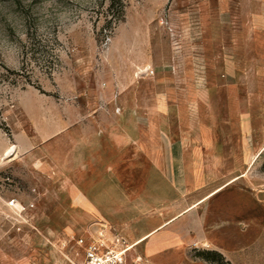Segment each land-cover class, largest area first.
<instances>
[{"label": "rangeland", "instance_id": "obj_1", "mask_svg": "<svg viewBox=\"0 0 264 264\" xmlns=\"http://www.w3.org/2000/svg\"><path fill=\"white\" fill-rule=\"evenodd\" d=\"M112 1L0 0V264H264V0Z\"/></svg>", "mask_w": 264, "mask_h": 264}, {"label": "crops", "instance_id": "obj_2", "mask_svg": "<svg viewBox=\"0 0 264 264\" xmlns=\"http://www.w3.org/2000/svg\"><path fill=\"white\" fill-rule=\"evenodd\" d=\"M215 191H213V192H215ZM213 192H211L209 195H211ZM220 192H218V193H220ZM217 194H214L211 197H214ZM211 197H209V198H211ZM195 206L196 205H193V206L185 209L178 216L174 217L173 219H171L170 221H168L167 223H165L162 226V227L169 226L171 228L172 227L174 228V226H177L176 230L178 231V236H179V241H180L179 244H189V245H193V246H198L199 244L204 245L203 243H201L203 241L205 242V230H204L203 221L199 217L196 220H195V217H192V218L187 217L189 215L188 212L191 211ZM157 230H155L152 233H150L149 235H147L146 240L151 239L154 235H156ZM150 236H151V238H149ZM203 237H204V240H203ZM192 239L194 240L193 242L190 241Z\"/></svg>", "mask_w": 264, "mask_h": 264}, {"label": "built area", "instance_id": "obj_3", "mask_svg": "<svg viewBox=\"0 0 264 264\" xmlns=\"http://www.w3.org/2000/svg\"><path fill=\"white\" fill-rule=\"evenodd\" d=\"M14 205V202H11ZM79 243L85 246L86 262L85 264H122L121 252H115L109 248L101 250L95 243L87 244L85 240L81 239Z\"/></svg>", "mask_w": 264, "mask_h": 264}, {"label": "trees", "instance_id": "obj_4", "mask_svg": "<svg viewBox=\"0 0 264 264\" xmlns=\"http://www.w3.org/2000/svg\"><path fill=\"white\" fill-rule=\"evenodd\" d=\"M116 0H113L111 3H110V7H116L115 5H116ZM121 3H122V1L121 0H118V4L121 6Z\"/></svg>", "mask_w": 264, "mask_h": 264}]
</instances>
